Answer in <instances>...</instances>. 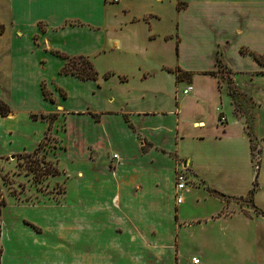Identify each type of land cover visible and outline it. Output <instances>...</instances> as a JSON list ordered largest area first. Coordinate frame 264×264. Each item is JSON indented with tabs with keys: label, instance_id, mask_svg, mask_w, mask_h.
Segmentation results:
<instances>
[{
	"label": "crops",
	"instance_id": "obj_1",
	"mask_svg": "<svg viewBox=\"0 0 264 264\" xmlns=\"http://www.w3.org/2000/svg\"><path fill=\"white\" fill-rule=\"evenodd\" d=\"M99 2L0 0V156L39 149L73 183L55 201L5 200L0 264H253L234 233L257 214L223 213L234 199L210 192L239 196L229 187L251 158L211 71L219 56L245 111L264 102V63L242 51L264 53V0H122V18L96 20ZM56 51L88 56L98 76L60 72Z\"/></svg>",
	"mask_w": 264,
	"mask_h": 264
},
{
	"label": "rangeland",
	"instance_id": "obj_2",
	"mask_svg": "<svg viewBox=\"0 0 264 264\" xmlns=\"http://www.w3.org/2000/svg\"><path fill=\"white\" fill-rule=\"evenodd\" d=\"M121 1L122 0L119 2H112V0H102V2H99L100 4L102 3L100 5L101 7L96 8L93 17L96 20H99L105 16L104 14L106 12L108 20L122 18L123 14L120 11ZM124 1L125 0H123V2ZM127 1L131 3L130 0ZM163 22L164 21H160L159 24H162L163 27L167 28L168 23ZM110 30L112 34L120 36L129 33L127 27L122 28L123 31L120 29L118 30L117 28L115 31L112 29ZM173 37L174 36H172V38ZM106 61L107 60L105 59L103 64H106ZM215 73L218 75L220 81L225 83L226 89H228V93L230 94L232 101L235 103V115L242 117L245 125L248 123L249 126H252L253 134H255V141L261 148L258 169L256 168L258 155L254 154L252 158L248 155L246 157V165L245 167H242L238 183L235 180L229 188L233 190L234 193L245 196L248 191L247 189L253 186L255 174L257 173L255 179L257 184L256 190L253 194V201L264 211V102H262L261 106L257 109L254 108L256 102L251 105L249 104V111H245L244 108L240 106L244 99V95L236 92L237 87L234 82H232L230 73L220 66L217 67ZM244 100L247 101L246 98ZM243 149L247 150L245 144H243ZM43 154V151L34 149L32 151L12 153L11 155L6 156V158L0 156V191L5 200L24 201L41 198L55 201V195H61L66 191L67 187V192L69 191L68 194H73V183H71V179L68 180L69 182L66 184L64 183V175L60 174L59 177L51 176L50 171L54 167V161L52 157H49L46 154L43 156ZM246 155L247 154L245 153L244 156ZM187 179V184H189L190 179L188 176ZM40 193H42V195L44 194V197L39 196ZM231 201L233 202L232 206L223 209V213H228L231 210L236 211L239 209L240 205L241 209L245 206L246 209L248 208V210H252V212L257 214L249 221L239 220V223L236 221L235 223L239 229L235 231L234 237L242 244L248 246V249L241 250L240 253L242 256L249 258L253 264H264V221L262 216L258 214L250 204L243 203L244 201H247V198L241 203L236 202L235 200ZM224 239L230 240L227 235H225Z\"/></svg>",
	"mask_w": 264,
	"mask_h": 264
},
{
	"label": "trees",
	"instance_id": "obj_3",
	"mask_svg": "<svg viewBox=\"0 0 264 264\" xmlns=\"http://www.w3.org/2000/svg\"><path fill=\"white\" fill-rule=\"evenodd\" d=\"M177 6L178 7L181 6L179 1L177 3ZM3 29H4V25L2 23H0V32H2ZM242 51L253 55L254 58H256L259 62L264 63V53H257V52H254L252 50H248L246 48H242ZM56 52L65 58L64 64L59 68L60 72L75 74L79 78H96L98 76V71L96 70L92 60L88 56H86L84 54L68 55V54L61 52V51H56ZM216 63L218 66L221 67V60H220L219 56H217V58H216ZM214 72H215L214 70L211 71V73H214ZM109 74H110V72H106V73H104V76L107 77ZM176 75L178 78H181V77H184L186 75V72L178 67L176 69ZM42 92L46 98L53 100V96L51 95L50 91L45 87V84H43V83H42ZM227 92H228V89H227ZM236 92L240 93L237 89H236ZM232 103L234 104V108H235L234 101H232ZM240 106H241V104H240ZM8 111H10L8 105L3 100L0 99V113L5 114ZM42 116H44V115H42ZM49 116H51V114ZM245 126H246L245 127L246 133H247V136L249 139L251 158L254 154L258 155V159L256 161L257 162L256 168L258 169L261 149L255 141L254 134L252 132V127L249 126L248 123ZM50 172H51V174H55L58 172V170L53 167ZM256 176H257V173L255 174L253 186L248 189L245 196H241V195L232 196V195L220 192L216 189H210V192L217 195V196L223 197V198H233L234 200H236L239 203L243 202V200L247 198V201L246 202L244 201L243 203L244 204H250L255 209V211L258 214L262 215L264 218V211L259 206H257L253 201V194H254V191L256 190V184H257L255 181ZM4 204H5V199L1 195V191H0V219H1V208ZM0 228H1V222H0Z\"/></svg>",
	"mask_w": 264,
	"mask_h": 264
},
{
	"label": "built area",
	"instance_id": "obj_4",
	"mask_svg": "<svg viewBox=\"0 0 264 264\" xmlns=\"http://www.w3.org/2000/svg\"><path fill=\"white\" fill-rule=\"evenodd\" d=\"M191 89V86L188 85L185 89L184 92H187ZM218 111V118L219 120H222L224 118L223 114L221 113L220 109L217 107L216 108ZM221 113V114H220ZM221 115V116H220ZM112 157L113 158H118V154L113 152L112 153ZM187 172L184 170V168H180L177 170L176 172V176H175V189H176V201L177 202H181L183 200V194L182 191L186 188L187 183H188V179H187ZM193 262H197L198 258H196L195 256H193L192 258Z\"/></svg>",
	"mask_w": 264,
	"mask_h": 264
}]
</instances>
